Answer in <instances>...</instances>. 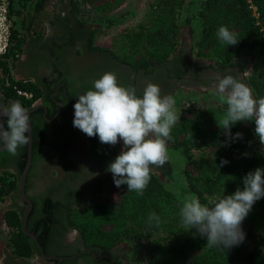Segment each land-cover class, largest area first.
<instances>
[{
	"label": "trees",
	"instance_id": "obj_1",
	"mask_svg": "<svg viewBox=\"0 0 264 264\" xmlns=\"http://www.w3.org/2000/svg\"><path fill=\"white\" fill-rule=\"evenodd\" d=\"M125 1L72 0L76 16L82 15L87 2H92L102 14H109ZM47 2L9 0L8 3V17L10 20L16 19L11 21L9 45L0 58V83L7 101H18L28 108L41 94L34 83L16 80L12 70L23 52L26 32L32 30L37 33L32 21L39 20L38 15ZM194 20L196 26L193 27ZM181 25L189 27L194 38V78L198 79L199 72L206 67L200 65L201 61L209 63L211 69L223 72L238 66L235 60L250 58L252 64L246 76V85L257 99L264 97V0H153L144 21L136 28L122 32L112 45L94 48L109 53L133 73L152 75L155 72L180 79L187 72L186 66L177 62L179 58L175 56L179 48ZM222 25L236 33L239 40L236 45H225L218 39L217 31ZM172 63L175 68L171 70L169 67ZM14 87L32 94V98L18 95ZM225 111L224 104L184 106L167 142L169 154L184 149L196 152L184 163L181 179L190 195H195L202 204L210 207L223 195H231L237 188L242 189L243 178L250 171L264 168V147L254 130L244 122L234 124L230 134L218 126L216 119L219 121ZM31 128V162L34 163L39 149L49 152L57 147L50 140L41 142L32 123ZM236 133H241L242 138L231 139ZM83 135L87 142L85 158L91 160L90 167L96 171L108 168V161L104 162L116 154L117 145L102 144L98 136ZM18 156L20 161L16 171L0 169V205L6 198L18 196L20 176L27 159V145L19 147ZM222 160L228 163L221 166ZM174 180L170 156L168 163L152 171L151 180L142 195L128 192L127 185L117 187L111 173V187L106 201L86 205L83 201L89 199L91 194L85 192L72 194L71 198L77 204L75 207L66 203L58 206L47 199L40 208L43 218L39 232L29 227L31 219L39 211L33 201L27 230L38 239L43 234L48 235L47 225L55 223L54 217L60 213L66 217L68 227L79 232L88 250L110 248L119 242L148 240L144 264H264V198L253 205L242 222L245 239L241 244L230 249L223 246L208 248L206 237L200 236L196 229L184 231L179 214L182 202L173 192ZM14 200H18V197ZM152 212L163 221L159 227L148 223ZM23 213L14 202L2 216L8 230V259L23 260L38 253L34 241L22 231Z\"/></svg>",
	"mask_w": 264,
	"mask_h": 264
},
{
	"label": "flooded vegetation",
	"instance_id": "obj_2",
	"mask_svg": "<svg viewBox=\"0 0 264 264\" xmlns=\"http://www.w3.org/2000/svg\"><path fill=\"white\" fill-rule=\"evenodd\" d=\"M58 2L60 8L49 15L47 28L42 32L37 30V33L32 30L26 32L23 52L12 70L16 80L30 81L37 86L41 97L30 108L20 104L27 110L29 123H32L41 142L44 139L50 140L57 147L49 152L39 149L36 160L31 162L26 175L24 192L31 202L29 213L33 209V201L39 210L29 223V227L36 232L42 226L40 208L47 199L58 206L66 203L75 207L77 204L72 200V194L85 192L91 194L89 199L83 201L86 205L106 201L111 187V172L107 168L96 171L90 167L91 160L85 158L86 139L83 132L73 126V105L78 96L92 89L93 82L104 73L115 72L119 84L134 86L139 96H142L149 83L159 85L161 94L172 98L178 89L197 93L215 90L217 78L225 75L237 76L246 84L245 72L240 67H230L221 72L211 69L208 67L210 64L203 61L200 65L204 64L206 67L199 72L198 79L194 78V38L188 27V34L179 39L178 53L175 55L179 58L177 62L183 63L187 70L180 79L155 72L152 75L133 73L109 53L94 48L99 46L95 42L96 26L74 14L72 0ZM169 68L172 70L175 65L172 63ZM177 72L180 74V71ZM2 89L0 83V124L6 129L8 117L4 114L5 109L14 101H7ZM1 146L4 144L0 143ZM121 147L123 148V142ZM121 150L117 146L116 154L104 163L108 161L109 165ZM17 152L19 155V148ZM18 155H12L6 149L1 151L0 169L16 171L20 161ZM16 197L18 200H14ZM66 198L68 199L65 201ZM9 201L10 206L15 202L23 212L27 208L19 191L18 196ZM54 220L55 223L47 225L48 235L43 234L37 238L42 252L37 248L38 253L28 259L6 258L1 264H132L128 259L136 251L128 248L126 242L116 243L110 248L96 247L88 250L79 232L68 227L65 216L57 213Z\"/></svg>",
	"mask_w": 264,
	"mask_h": 264
},
{
	"label": "clouds",
	"instance_id": "obj_3",
	"mask_svg": "<svg viewBox=\"0 0 264 264\" xmlns=\"http://www.w3.org/2000/svg\"><path fill=\"white\" fill-rule=\"evenodd\" d=\"M218 39L225 45L238 43L235 32L220 26ZM214 89L226 111L216 119L218 126L230 134L237 122L253 121L255 134L264 145V97L257 99L251 88L240 78L232 75L218 77ZM73 126L88 137H99L102 144L115 146L120 141L123 148L107 171L113 175L117 187L127 185L128 192L143 194L154 169L162 168L169 161L168 140L180 116L170 95H162L159 85L149 83L142 96L134 86H123L115 72H106L93 82L92 89L78 96L73 105ZM7 128H0V143L12 155L17 149L29 144V116L20 102H13L5 113ZM242 138L236 133L231 139ZM247 155V154H245ZM228 163L221 161V166ZM264 198V168H256L243 178V188L231 195H223L210 207L198 197H186L180 207L184 231L196 229L206 237L208 248L230 249L245 239L242 222L253 205ZM160 217L152 212L149 225L159 227Z\"/></svg>",
	"mask_w": 264,
	"mask_h": 264
},
{
	"label": "rangeland",
	"instance_id": "obj_4",
	"mask_svg": "<svg viewBox=\"0 0 264 264\" xmlns=\"http://www.w3.org/2000/svg\"><path fill=\"white\" fill-rule=\"evenodd\" d=\"M153 0H126L120 4L114 11L109 14H102L97 8L92 5V2H87L84 7V11L80 16L85 22L94 24L96 26L95 42L100 46L112 45L115 40L119 38V35L125 30L136 28L141 22L144 21L145 15L149 11V8ZM195 2L196 0H191ZM16 18H12L13 21ZM193 27L196 26V21H192ZM184 28V29H183ZM186 26L181 25V29L178 35V39H183L188 31ZM189 30V27H188ZM196 40V39H195ZM234 63L243 67L245 73L249 72L252 60L248 58L237 59ZM204 93V92H203ZM173 99L175 101V109L177 115L181 113V109L184 106H200L208 107L215 104H223L216 91H208L204 94H194L184 90L182 92H175ZM225 105V104H224ZM244 123L255 131V124L253 121H244ZM122 141L117 144L118 148H121ZM264 147V145H262ZM169 154V150H168ZM196 155V152L189 150H181L169 154L171 157L172 174L175 176L173 182V192L178 199L183 202L186 197H190V193L184 187L182 182L181 169L186 160ZM9 197L0 205V262L10 257V251L6 247V241L8 237L7 228L2 222V214L9 208ZM158 237V236H157ZM155 236V238H157ZM128 248H133L136 252L131 253L129 261L132 264H144L146 258V250L148 246V240H140L137 242H126ZM137 254V257H136Z\"/></svg>",
	"mask_w": 264,
	"mask_h": 264
},
{
	"label": "water",
	"instance_id": "obj_5",
	"mask_svg": "<svg viewBox=\"0 0 264 264\" xmlns=\"http://www.w3.org/2000/svg\"><path fill=\"white\" fill-rule=\"evenodd\" d=\"M0 128H4V127L0 124ZM28 135H29V144L27 145V159H26V164H25V167H24V169L22 171V174H21V177H20V181H19V185H18V191H19L20 198L27 203V208L25 209L23 217H22V220H21V222H22V231H23V233L26 236H28L31 239H33V241L36 244V246L39 249V251L42 252L41 247H40V245L38 243L37 237L33 233L28 232L27 226H26L27 225V218H28L29 212L31 210V202L27 199V197L25 196V192H24L26 175H27V172H28V170L30 168L31 158H32V131H31L30 123H29ZM5 149H6L5 145L1 146L0 147V152L5 150ZM56 259L59 260V261L62 260L61 258H56Z\"/></svg>",
	"mask_w": 264,
	"mask_h": 264
},
{
	"label": "built area",
	"instance_id": "obj_6",
	"mask_svg": "<svg viewBox=\"0 0 264 264\" xmlns=\"http://www.w3.org/2000/svg\"><path fill=\"white\" fill-rule=\"evenodd\" d=\"M8 3H9V0H0V58L5 54L7 47L9 45V39H10V29H11L12 22L8 17ZM253 11H254L255 16L257 17L255 8H253ZM245 75L247 76L248 73H245ZM8 84L9 83L7 82L6 85L8 86ZM13 89L17 91L18 95L23 96L26 99L32 98V94L26 91H22L20 89H17L16 87H14ZM7 233H8V230H7Z\"/></svg>",
	"mask_w": 264,
	"mask_h": 264
},
{
	"label": "crops",
	"instance_id": "obj_7",
	"mask_svg": "<svg viewBox=\"0 0 264 264\" xmlns=\"http://www.w3.org/2000/svg\"><path fill=\"white\" fill-rule=\"evenodd\" d=\"M60 5L58 0H48L46 6L44 7L43 11L38 15L39 20H34V25L36 26L38 31L43 30L44 28H47V24L50 21L49 15L52 14L55 10H59ZM30 17V16H29ZM29 21V20H27ZM3 216V214H2ZM3 261V260H2ZM2 262H0L1 264Z\"/></svg>",
	"mask_w": 264,
	"mask_h": 264
}]
</instances>
